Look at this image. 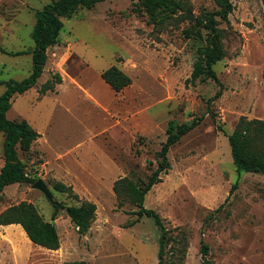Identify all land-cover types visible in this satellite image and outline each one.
Masks as SVG:
<instances>
[{"label":"rangeland","instance_id":"1","mask_svg":"<svg viewBox=\"0 0 264 264\" xmlns=\"http://www.w3.org/2000/svg\"><path fill=\"white\" fill-rule=\"evenodd\" d=\"M50 1L0 0V81L30 74L35 12ZM178 1L195 16L217 9L214 0ZM232 4L217 26L223 58L213 70L220 86L189 82L202 41L187 34V22L156 32L134 0L103 1L62 19L42 74L13 97L6 118L26 120L39 134L29 153H19L25 173L66 207L93 203L94 218L79 235L59 210L55 251L32 244L17 224L0 226V264H158L160 228L150 218L136 220L129 203L118 207L112 186L124 177L145 183L167 123L192 118L201 120L169 148V170L144 197V208L158 214L165 230L163 264H264V176L237 171L227 141L241 117L264 121V0ZM112 65L131 79L119 92L100 77ZM54 74L61 82L39 95ZM2 142L0 133V168ZM56 182L76 198L56 191ZM21 202L50 221L51 202L31 183L6 186L0 214Z\"/></svg>","mask_w":264,"mask_h":264},{"label":"trees","instance_id":"2","mask_svg":"<svg viewBox=\"0 0 264 264\" xmlns=\"http://www.w3.org/2000/svg\"><path fill=\"white\" fill-rule=\"evenodd\" d=\"M107 0H51L39 11L35 12V23L31 32L34 46L31 54V71L27 78L17 82L14 80L0 81L5 91L0 95V133L3 136L2 152L3 165L0 168V192L12 184H33L35 180L24 171V165L19 159V153L27 154L39 134L30 126L26 120H9L6 112L11 107L12 99L16 95L25 93L35 85L36 80L43 72L46 63V52L56 41L63 26L62 19L70 18L77 9H89L97 3ZM233 1L238 0H214L216 10H203L195 16L190 7L178 0H134V6L138 7V15L146 18L147 24L154 31L161 32L168 26H174L180 22H187L189 27L185 30L188 35L197 37L202 42L196 48L195 61L189 77V82H203L212 80L220 86L219 80L213 70V66L222 60L221 32L217 26L219 22H226L233 10ZM196 29V30H194ZM2 53H5L0 48ZM15 52L12 55H20ZM101 79L114 91L119 92L131 83V79L118 67L112 65L101 72ZM61 82L58 74L53 79L47 80L39 89L38 94L44 95L53 91L54 85ZM218 91L208 102L218 98ZM200 118H192L190 122L175 124L173 121L167 123L165 130V141L161 145L157 166L153 169L145 183L140 180L120 178L113 183L112 191L117 199L118 207L129 203L134 207L129 214L135 215L136 220L141 217L150 218L161 230L158 250V264H163V247L165 245V230L158 214L152 209L143 206L144 197L151 187L161 181V174L166 173L169 168L167 152L179 139L193 130L200 122ZM218 129L222 131L221 127ZM230 147L232 163L237 171L255 173L264 176V121L258 119L246 120L241 117L234 129L227 135ZM53 188L70 197V187L56 182ZM236 188V183L231 186L229 194ZM52 214L50 221H45L37 213L35 208L28 203L21 202L16 206L7 208L0 214V226L12 224L19 225L29 241L39 247L55 251L59 248L60 240L56 227L53 223L59 210H64L70 222L76 228L79 235H84L90 228L94 218L96 207L93 203L85 201L79 206H64L61 202L51 201ZM136 220L127 226L133 225ZM203 254L207 253L206 246L202 247ZM66 264H83V262H72Z\"/></svg>","mask_w":264,"mask_h":264},{"label":"water","instance_id":"3","mask_svg":"<svg viewBox=\"0 0 264 264\" xmlns=\"http://www.w3.org/2000/svg\"><path fill=\"white\" fill-rule=\"evenodd\" d=\"M32 188L39 190L48 201H53L49 190L41 180H37L36 182H34L32 184Z\"/></svg>","mask_w":264,"mask_h":264}]
</instances>
